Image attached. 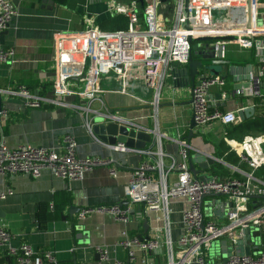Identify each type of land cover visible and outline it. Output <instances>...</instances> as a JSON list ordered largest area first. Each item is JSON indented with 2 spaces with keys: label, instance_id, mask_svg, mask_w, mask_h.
<instances>
[{
  "label": "built area",
  "instance_id": "obj_1",
  "mask_svg": "<svg viewBox=\"0 0 264 264\" xmlns=\"http://www.w3.org/2000/svg\"><path fill=\"white\" fill-rule=\"evenodd\" d=\"M169 1L168 14L167 9L163 10L166 0H129L127 3L107 0L105 11L110 17H127L125 29L102 30L96 16L90 15L85 18L83 29L56 32L52 97L33 94L24 85L11 88L8 93L22 96L24 104L31 108L63 104L61 98L65 96L77 98L79 102L73 108L86 112L84 125L93 135L87 113L91 111V103L98 101L102 104V93H128L157 108L168 72L176 65L187 64L191 51L189 38L209 37L207 42L215 57L221 49V59H226L227 45L237 46L240 51L255 50L258 62L256 71L252 69L249 73V84H238L231 93L233 96L264 97V0ZM16 16L12 0H0V31L8 29ZM214 37L219 40L212 42ZM15 55L12 47H1L0 63L12 62ZM226 78H222L221 73H208L200 75L194 83L191 103L197 128L213 122L224 126L241 122L237 111L248 105L223 111L208 101L210 89L225 87ZM3 114L2 110L0 117ZM224 140L250 172L237 170L241 177L221 178L211 173L204 179L194 177L187 160L189 146L182 141L179 149L181 161L170 157L171 164L165 167L162 154H159L156 163L143 159L133 169L128 179L129 203L142 206L140 214L161 210L166 217L167 233L169 201L184 198L188 205L181 215L182 233L175 242L169 235L165 240L159 235L152 238L124 235L119 244L125 249L127 259L115 260L113 264H135L137 251L142 253L141 263L148 264L149 255L160 246L166 249L167 264H188L191 261L207 264V258L211 257L208 250L215 244L213 256L221 240H225L228 251L224 264H264L262 252L250 255L238 252L243 230H258L264 226V173L260 176L253 174L264 166V134H247L241 142ZM61 144L59 150L29 143L9 148L0 135V176L25 173L37 177L43 169H48L53 176L72 181L100 166H107L109 174L116 176L117 170L110 158L97 155L77 157L76 140L71 134H64ZM111 147L122 151L127 149L123 143ZM11 192V189L0 191V199ZM92 212L106 213L114 221L123 223L129 222L134 215L133 209L120 203L100 204L83 207L77 219ZM216 212L220 213V218ZM11 239L13 235L0 226V248L6 246L7 254L16 264H57L53 250L36 251L27 242L14 247L10 245ZM96 253L99 261L109 260L106 248H96Z\"/></svg>",
  "mask_w": 264,
  "mask_h": 264
},
{
  "label": "crops",
  "instance_id": "obj_2",
  "mask_svg": "<svg viewBox=\"0 0 264 264\" xmlns=\"http://www.w3.org/2000/svg\"><path fill=\"white\" fill-rule=\"evenodd\" d=\"M106 1L12 0L17 16L6 29L7 33L0 35V48L12 47L16 53L12 62L0 63V92L5 113L0 117V135L5 144L9 148H16L21 143H29L59 150L62 136L69 133L76 140L77 157L97 155L110 158L117 170L116 176L112 177L107 166H100L72 181L57 178L48 169H43L37 177L25 173L0 176V191L12 190L0 199L3 213L0 226L7 228L13 235L10 245L18 247L27 242L36 251L51 249L55 252L57 264H113L118 259L126 260V251L119 244L124 235L144 238L159 235L162 240L169 235L175 242L182 233L181 215L188 205L184 198L169 201L167 233L166 217L161 210L140 214L142 206L131 205L128 199V179L143 159L153 164L162 154L165 167L171 164L170 157L181 161L180 142L186 143L193 114L192 85H185V77L180 76L176 82L173 70L185 65H176L168 72L157 108L153 104L143 103L135 95L118 91L104 92L101 94L102 104L95 101L89 105L91 111L87 115L92 127L96 117L111 114L155 129L156 136L144 149L134 147L122 151L111 147L119 143L111 145L95 140L94 134L84 125L86 112L73 108L79 102L77 98L65 96L61 98L63 104H43L39 108H31L24 104L22 96L8 93L11 88L24 85L33 94L52 97L53 39L56 32L79 31L85 25V18L90 15H95L97 22L110 18L105 11ZM117 1L127 3L129 0ZM225 58L244 62L235 63L238 66L250 64L256 71L258 58L254 49L240 51L237 46L227 45ZM194 59L199 57L195 55ZM226 70L227 66H223L221 75H225ZM208 73L201 70L194 83L200 75ZM225 80V87L210 89L208 101L212 106L228 111L256 104L253 102L255 96H233L231 93L234 86L249 84L247 80L235 82L230 75ZM79 105L86 107L83 103ZM225 127L213 122L197 128L196 134L189 139L190 148H197L205 152L204 155L215 156L214 143L217 137V141L224 138L235 140L226 137ZM146 151L149 153L145 154ZM195 167L198 168V164ZM227 168L235 170L230 166ZM154 173L157 175L156 171ZM209 174L206 169L200 171L197 177L204 179ZM117 203L133 209L134 215L129 222L114 221L110 215L102 212H92L77 219L83 207ZM219 215L216 216L220 218ZM144 219L148 223L146 229L143 226ZM258 232V242L252 238L255 243L249 245L252 253H264V226ZM99 247L107 249L109 260L99 261L96 253ZM135 256V264H144L141 263L140 251ZM149 256L148 264H167L168 255L163 246ZM221 260V255L211 256L207 258V264H220ZM0 264H16L7 254L6 246L0 248ZM188 264L196 263L191 261Z\"/></svg>",
  "mask_w": 264,
  "mask_h": 264
},
{
  "label": "water",
  "instance_id": "obj_3",
  "mask_svg": "<svg viewBox=\"0 0 264 264\" xmlns=\"http://www.w3.org/2000/svg\"><path fill=\"white\" fill-rule=\"evenodd\" d=\"M142 0H140L141 2ZM7 30L0 31L1 34H5ZM199 40L208 41L210 40L209 37L207 38H199L198 40H192L189 38L191 42V51L188 57L187 64L183 68H175L173 70V76L176 78V82L178 77H185V85H195L194 81L196 76L201 70H206L209 74L218 75L222 71L223 66H227L226 74L222 75V78H226L227 75L232 76V79L236 82L242 80L250 79L249 73L252 71V66L250 64H246L245 66H238L235 63H231L227 59H221V49L218 51L217 57L213 50L210 48L208 42L205 44L199 43ZM195 55L199 57V59H194ZM215 59V60H212ZM177 86H179L177 84ZM3 110L2 108V93L0 92V113ZM255 108L253 105H248L242 110H238L237 114L241 121L251 117L254 114ZM92 132L100 142L108 143L111 145H115L117 143H123L126 148H140L144 149L146 144L152 143L154 136H156L157 131L155 129H150L143 124H140L136 121H131L125 119L121 116H98L93 121ZM197 123L194 120V113L190 119V126L188 130V135L186 139V144L189 146L187 151V160L189 165V171L192 173L194 177H197V174L200 171L208 170L211 164L215 162H220L227 167L237 168L231 164L225 163L223 160L216 158L213 155L205 154V152L197 149V148H190L189 139L192 135L196 134ZM191 150H194L191 152ZM198 164V168L195 165ZM216 196L215 193H211ZM3 213L0 210V218L2 217ZM216 215H219L216 212ZM220 216V215H219ZM221 217V216H220ZM148 223L147 219L143 220V226L146 229ZM244 237L239 241V248L238 252L245 253L250 255L251 247H249L250 243H255L254 240L260 236L258 230L249 231V229L243 230ZM254 240H253V239ZM253 240V241H252ZM256 242H258L256 240ZM217 252L213 253L214 257L221 255L222 260L220 264H224L226 261V256L228 255V251L226 250V242L225 240H221L218 242L217 245Z\"/></svg>",
  "mask_w": 264,
  "mask_h": 264
},
{
  "label": "trees",
  "instance_id": "obj_4",
  "mask_svg": "<svg viewBox=\"0 0 264 264\" xmlns=\"http://www.w3.org/2000/svg\"><path fill=\"white\" fill-rule=\"evenodd\" d=\"M98 25L100 29L106 31L125 29L127 27V17L123 15H112L110 18L99 21ZM227 60H229L231 63H244L233 59ZM263 98V96H255L253 98V102L256 104L255 112L251 117L225 127L226 137L234 138L235 140L241 142L243 136L247 134H264ZM214 155L215 157L223 160L228 165L231 164L246 173L251 171L245 163L241 162L235 151L231 150L230 146L223 139H220L215 143ZM208 171L209 173L217 175L221 178L241 177L237 171H232L231 169H228L227 166L219 162L211 164L208 168ZM262 173H264V166L253 172V174L256 176H260Z\"/></svg>",
  "mask_w": 264,
  "mask_h": 264
},
{
  "label": "rangeland",
  "instance_id": "obj_5",
  "mask_svg": "<svg viewBox=\"0 0 264 264\" xmlns=\"http://www.w3.org/2000/svg\"><path fill=\"white\" fill-rule=\"evenodd\" d=\"M168 6H170V1L169 0H166V3H165V9H163V10H165L166 11V9H167V13L169 12L168 11ZM169 14V13H168ZM167 14V15H168ZM219 39L218 38H212V42H214V41H218ZM199 43H201V44H205V43H207L206 41H203V40H199ZM246 52V51H245ZM212 60H215V59H212ZM217 139H218V137L216 138V142H218L217 141ZM215 142V143H216ZM215 143H214V146H215ZM216 249V246H215V244H212V246H211V248L208 250V253L212 256V252L214 251Z\"/></svg>",
  "mask_w": 264,
  "mask_h": 264
}]
</instances>
